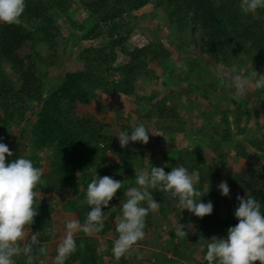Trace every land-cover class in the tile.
<instances>
[{"label": "trees", "instance_id": "16d2710c", "mask_svg": "<svg viewBox=\"0 0 264 264\" xmlns=\"http://www.w3.org/2000/svg\"><path fill=\"white\" fill-rule=\"evenodd\" d=\"M150 5L155 10L163 8L172 33L181 36L191 31L196 38L193 43L199 44V50L207 56H216L215 66L218 70L237 67L246 72L264 74V9L245 15L239 9V0H25V10L18 24H0V135L9 132L17 120L27 122L28 117L32 119L30 127L23 128L19 143L9 147L13 156L6 158V162L20 156L31 159L34 166L43 170L42 181L35 191L43 193L50 190L52 195L66 199L62 205L63 212L70 209L78 215L77 219L81 223L90 210L86 203H82L86 187L96 174L98 177L107 175L119 178L123 183L108 207L102 209L106 216L120 214V202L126 199L124 192L135 185L136 162L142 155V143H129L121 148L116 137V130L119 133L125 130L131 132L133 127L129 119L119 117L115 124H109L85 111L98 96L135 97L137 114L147 122H154L160 129L164 126L169 129L167 125L181 117L178 111L180 100L178 105L175 104L176 93L170 91V95L160 97L155 92L142 96L138 91L141 79L159 80L162 77L165 86L171 88L174 86L171 85L172 80L182 74L159 38L131 51L126 47L136 25L145 18L138 16L137 12ZM74 6L87 13L86 25L81 28L90 27L82 35L83 41L98 44H91L80 52L82 69L67 72L57 86L50 88L47 82L50 69L61 59L58 51L61 49L59 39L62 38V22L75 24ZM71 36L77 39L75 33H71ZM42 45L46 47L51 60L45 59ZM121 55L127 59L119 64ZM205 60L198 55L194 59L198 67L191 73L198 80L204 79L201 75ZM152 61L161 67L159 76L150 68L154 64ZM263 98L264 90H261L254 100L256 106L263 105ZM83 109L85 112H80ZM243 114L240 105L235 111L223 112L221 122L225 128H222V132L217 126L213 129L220 138L216 143V151H220L223 143L234 141L232 123L238 134L245 135L246 127H241ZM248 143L255 148L256 153H264V140L252 138ZM28 146L33 149V153L25 156L21 147H24L25 152L30 148ZM235 148L237 154L247 162V169L229 175L235 191L233 196L224 198L227 204L225 213H218V205L210 200L213 192L201 197L202 202H212L213 212L203 218L196 217V233L191 235L192 240L200 239L206 233L226 237L227 229L238 223L234 216L238 207L237 196L249 191L251 176L254 180L264 181V164L259 170L254 168L253 162L259 156H251L243 144ZM43 153L50 154L48 161H44ZM177 153L168 151L167 156L171 160L169 165L163 166L165 172L183 164L190 172L198 174V189L204 191L209 179L208 173L201 167L203 157H193L189 151ZM106 155L116 157L117 161L104 164ZM226 156L220 155L219 162L223 163ZM151 165L162 167L158 158L153 159ZM214 170V167L209 169L211 172ZM252 195L264 203L263 190H253ZM153 198L161 204V210H165L166 205L171 207L177 203L170 195L155 190ZM53 199H40L37 195L34 204L37 215L30 234L40 232L39 240L45 246L51 242L55 232L63 230L65 233L64 227L51 224ZM154 213L150 212L146 217L145 236L154 228ZM49 228L55 231L49 233ZM110 233L112 238L107 237ZM97 234L94 238L83 232L76 233L77 251L66 264H102L98 241L106 240L108 249H111L118 236L111 218H105L104 228ZM184 251V247L181 249L178 246L172 251V256L180 259ZM33 255V264H39L38 258L43 255L35 250ZM21 258H16V264H26V257ZM120 260L117 264H127L125 260Z\"/></svg>", "mask_w": 264, "mask_h": 264}, {"label": "rangeland", "instance_id": "374dc122", "mask_svg": "<svg viewBox=\"0 0 264 264\" xmlns=\"http://www.w3.org/2000/svg\"><path fill=\"white\" fill-rule=\"evenodd\" d=\"M73 12L75 24H69L66 21L62 22V38L59 39L61 49L58 51L61 59L59 58L60 61L57 62V65L50 69V75L47 77V82H49L48 87L50 88L57 86L59 80L67 72L82 69V64L79 62L80 52L83 48L91 46V44H98V42L83 41L82 35L90 27L88 25L87 30L81 28L82 25H86L87 13L85 10L74 6ZM137 15L145 16V18L136 25L133 35L126 44L127 49L130 51L134 50L159 38L170 51V58L174 60V64L180 67L181 71L179 73H182L180 77H175L176 79L172 80L171 85L174 86L171 88L165 86V80L162 77H159V80L151 78L141 79L138 84V91H140V95L142 96L155 92L160 97L162 95H170V91L176 93L174 96L177 99L175 100V104L178 105V100H180L178 106V111L181 115L180 120L169 123L167 126L170 127V130L166 126L160 129L154 122H147L137 114L138 104L135 101V97L124 95L109 97L100 94L85 111L94 115L99 120H105L109 124H115L119 117L129 119L133 128L138 123L142 122L145 124L151 134H149L148 143L142 144V155L140 160L136 162L135 170L149 169L152 160L155 158L160 160L162 167L169 165L171 157L167 156L168 151H172L176 155L178 154L177 151L181 153L189 151L193 153V157H203L204 161L201 162V167L208 173L209 182L206 183L204 191L198 189L199 180H197L195 187L201 192V196L210 195L213 192L214 195L210 200L218 205V213L223 214L227 209V204L225 203V197L218 190L219 183L226 181L230 189L229 195H232L235 190L230 182L229 175L245 172L247 169V162L242 156L237 154L238 150L235 147L243 144L245 151H249L251 156H259L258 160L253 162L255 170H259L264 164V153H256L255 148L250 147L248 143V140L252 138L264 140V100L261 106H256L254 103L261 90L249 87L244 96H236L232 90L225 88L220 83L217 73L222 74L225 80H230L235 74L250 75L251 72L240 70L237 67H230L226 71L224 68L218 70L215 66L216 56L214 54L207 56L202 50L200 51L199 44L193 43L196 38L191 31H187L181 36L172 33L163 8L155 10L150 5L137 12ZM71 33H75L77 39L73 38ZM41 47L43 48L42 53L46 55L45 59L51 60L47 50H45L46 47L44 45ZM25 50L28 51L27 48ZM197 55L206 59L202 64L205 69L201 77L204 79L199 80L192 75L198 67L197 62L194 61ZM125 59L127 57L125 58V56L121 55L118 63H122ZM152 63L154 62L152 61ZM150 68L156 71L157 76L160 75L161 67L156 65V62L153 65L151 64ZM41 69L45 71L44 67H41ZM189 81H191L190 84H188ZM239 105L241 112L244 113L241 127H246L245 135L238 134L237 129L234 128V124L232 123L234 141L223 143L220 151H216V143L220 141V138L215 135L213 129L217 126L220 132H222V128H225L221 122L223 112L235 111ZM85 111L84 109L80 110L82 113ZM31 121L32 119L29 117L27 122H19L17 120L16 124L11 126L9 132L1 133L0 141L7 144L8 147L18 144L23 128H29ZM230 121H233L232 116L230 117ZM115 134L118 136L119 130H116ZM21 150H23L25 156L33 153L31 147L26 149L25 152L24 147H21ZM222 154H226L227 156L225 161L220 163L218 158ZM49 156V153L42 154V157L45 158L44 161H48ZM116 161V157L106 155L103 162L106 164L107 162ZM211 167L215 168V172L209 171ZM195 174L198 177V174ZM114 179L121 181L119 178L114 177ZM249 184V191L240 196L246 198V193L251 192L252 194L253 190L264 191V181L262 180H254L251 176ZM38 195L40 199L41 197L46 199L54 198L51 208L53 218V223L51 224L53 226L64 227V221L67 219H77L78 215H75L70 209H65V212H63L62 205L66 199L52 195L50 190L43 193L38 191ZM229 199L231 200L232 197H229ZM160 206L154 213L153 219L155 224L151 233L138 241L133 250L126 253L121 259L125 260L127 264H171L172 261L173 264H204L206 262L203 259L205 249L201 247V243L205 242L204 239L210 240L214 235L206 233L202 238L192 240L191 235L196 233V216L187 210L180 212L176 205L171 207L166 205L165 210H161ZM117 215H108L106 218H111L115 225V217ZM179 223L185 226L187 233L185 238H180L176 235V228ZM30 236L31 234H29L28 239H30ZM63 236V230L54 233L53 239L46 246L47 253L43 257L38 258L39 264H53L56 246ZM97 236V233L91 235L94 238ZM107 237L112 238V233L108 234ZM178 246L181 249L185 248L184 254L180 259L172 256V251ZM137 247L139 251H136ZM97 248L100 251L99 256L102 264H117L121 262L120 259L117 260L111 256L113 255L112 248L108 249L106 240H99Z\"/></svg>", "mask_w": 264, "mask_h": 264}, {"label": "clouds", "instance_id": "9594fccd", "mask_svg": "<svg viewBox=\"0 0 264 264\" xmlns=\"http://www.w3.org/2000/svg\"><path fill=\"white\" fill-rule=\"evenodd\" d=\"M239 9L245 15L255 14L264 9V0H239ZM24 10L25 0H0V24H18ZM217 77L236 96H244L249 87L264 90V74L256 71L250 75L235 74L230 80H225L220 73ZM149 134V129L141 122L131 132L121 131L116 137L121 148H125L129 143L147 144ZM12 156L8 145L0 141V264H16V258L21 257H26V264H33L34 250L42 255L47 253V247L39 240L40 232H32L28 239L37 215L34 204L38 192L35 189L42 181L43 170L23 156L6 162V158ZM134 180L135 186L124 192L126 199L120 202V214L115 217L118 236L113 242L112 253L117 260L144 238L146 217L159 209L153 190L175 198L180 212L187 210L198 218L213 212L212 202H202L201 192L195 187L197 175L187 167L175 166L166 173L163 167L151 165L147 170H136ZM122 185L121 181L107 175L98 177L96 174L92 178L82 201L90 210L83 223L76 218L65 221V233L56 246L53 264H66L77 251L76 233L92 235L104 228L106 213L102 209L108 207ZM218 190L224 197L230 192L226 181L219 183ZM237 201L234 216L238 223L227 229L226 237L213 236L201 243L207 264H256L257 261L264 264V203L251 192L246 193V198L237 196ZM54 231L48 229L49 233ZM176 235L186 237L184 225L178 224Z\"/></svg>", "mask_w": 264, "mask_h": 264}]
</instances>
